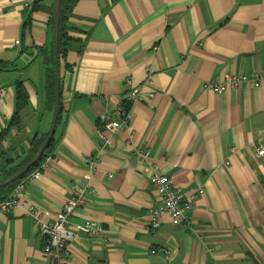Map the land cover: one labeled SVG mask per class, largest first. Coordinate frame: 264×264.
Segmentation results:
<instances>
[{
  "label": "crops",
  "instance_id": "crops-1",
  "mask_svg": "<svg viewBox=\"0 0 264 264\" xmlns=\"http://www.w3.org/2000/svg\"><path fill=\"white\" fill-rule=\"evenodd\" d=\"M52 3L32 11V0H0V135L17 86L26 96L21 127L1 139L0 166L5 154L45 140L52 124L43 58L52 51ZM63 28L59 141L8 195L16 206L0 212V264H47L18 206L51 222L73 187L86 193L72 221L92 220L105 232L80 234L66 264H264V156L256 154L264 150V0H76ZM254 72L258 88H206L214 77ZM133 88L142 100L126 110L122 97ZM119 113H128L130 128L109 138L91 170L85 159ZM150 165L183 196L203 191L188 222L172 225L164 216L155 233L147 231L159 201Z\"/></svg>",
  "mask_w": 264,
  "mask_h": 264
},
{
  "label": "built area",
  "instance_id": "built-area-1",
  "mask_svg": "<svg viewBox=\"0 0 264 264\" xmlns=\"http://www.w3.org/2000/svg\"><path fill=\"white\" fill-rule=\"evenodd\" d=\"M16 44L18 42H15ZM260 80L261 74L258 72L249 75L225 74L214 77L207 82L206 88L215 94H221L228 88L234 90H244L246 87L258 88ZM5 94L6 90L0 89V99H3ZM139 99L142 100L137 88L126 89L122 97V102L123 105L128 106ZM127 115L128 113H121L117 120L112 119L105 123L103 132L98 136L95 153L85 159V163L91 170H94L101 152L111 147L110 139L119 136L125 130H129L130 126ZM231 151L233 152V149ZM137 154L141 160L149 161L148 151L138 150ZM256 154L259 157H263L264 150L259 148ZM33 177L37 178L38 173H34ZM147 180L159 199L158 203L148 212L149 222L147 231L155 233L159 229L164 216L168 217L172 225H181L188 222L193 202L203 191L199 189L183 196L173 187L170 178L160 174L151 165L147 169ZM19 184L15 186L16 188L14 189L12 197H15L21 188ZM85 193V190L73 187L55 219L48 223L40 220L39 213L36 210H27L23 209L22 206H18L23 215L33 222L35 231L41 237L42 245L40 252L45 257L47 264H66L67 247L71 242L77 240L80 234L91 237L105 232L98 223L92 220L72 221L74 211L85 204ZM15 206L16 199L7 198L0 202V212L10 214ZM155 253V250L150 251V255H154ZM165 254L168 253L166 252Z\"/></svg>",
  "mask_w": 264,
  "mask_h": 264
},
{
  "label": "trees",
  "instance_id": "trees-1",
  "mask_svg": "<svg viewBox=\"0 0 264 264\" xmlns=\"http://www.w3.org/2000/svg\"><path fill=\"white\" fill-rule=\"evenodd\" d=\"M76 0H61L60 4V11H59V22H58V52H60L63 48V45L66 43V38L64 35V25L67 21V19L70 16L71 13V7L73 2ZM47 0H32L31 10L32 11H38L42 7L43 4H45ZM43 58L45 62L50 63L47 64V75H46V91H47V97L50 100V104L52 105L54 103V85H53V67H52V51L50 50V53L48 51V54H43ZM17 97L16 98V109L14 114L12 115L9 123L10 125L7 127L5 132H2L0 135V144L1 139L5 140L8 137L9 131L11 127H13L15 130H18V127L20 126V118L18 115V111L20 108L24 105L26 102V96L24 95L23 91L17 86ZM126 110H128V106L125 107ZM56 129L55 133L45 150V152L42 155V158L39 160V162L31 168L27 174H25L23 177H21L19 180L15 181L14 183L0 189V202L6 200L8 198L9 193L13 190V188L27 175H29L32 171L36 169V167L39 166L40 161L44 158V156L52 151L54 149L59 141V139L56 137ZM45 136L40 137L38 140L35 139L34 142L37 140L36 144L30 151H26L24 154H18L16 157H13L11 155L7 156L5 154V159L3 161L2 166H0V182L4 179H7L14 174H16L19 170H21L28 162L31 160V158L35 155L38 148L42 144ZM1 153V152H0Z\"/></svg>",
  "mask_w": 264,
  "mask_h": 264
},
{
  "label": "water",
  "instance_id": "water-1",
  "mask_svg": "<svg viewBox=\"0 0 264 264\" xmlns=\"http://www.w3.org/2000/svg\"><path fill=\"white\" fill-rule=\"evenodd\" d=\"M61 0H53L52 3V67H53V85H54V113L53 120L49 132L43 141L42 145L37 150L36 154L31 158V160L26 164L21 170H19L13 176L4 179L0 182V189L14 183L19 180L28 171L35 166L39 161L42 154L47 149L55 131L57 116L59 113V69H58V22H59V11H60Z\"/></svg>",
  "mask_w": 264,
  "mask_h": 264
}]
</instances>
